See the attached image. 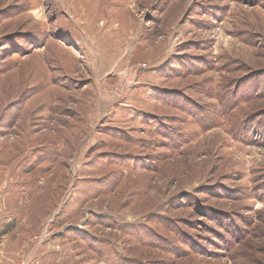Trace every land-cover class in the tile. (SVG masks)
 Wrapping results in <instances>:
<instances>
[{"label": "rangeland", "instance_id": "obj_1", "mask_svg": "<svg viewBox=\"0 0 264 264\" xmlns=\"http://www.w3.org/2000/svg\"><path fill=\"white\" fill-rule=\"evenodd\" d=\"M0 264H264V0H0Z\"/></svg>", "mask_w": 264, "mask_h": 264}]
</instances>
